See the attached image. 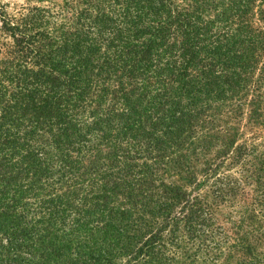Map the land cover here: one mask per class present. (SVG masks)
Wrapping results in <instances>:
<instances>
[{"label": "trees", "instance_id": "trees-1", "mask_svg": "<svg viewBox=\"0 0 264 264\" xmlns=\"http://www.w3.org/2000/svg\"><path fill=\"white\" fill-rule=\"evenodd\" d=\"M253 1L0 6V264L263 263Z\"/></svg>", "mask_w": 264, "mask_h": 264}, {"label": "rangeland", "instance_id": "rangeland-1", "mask_svg": "<svg viewBox=\"0 0 264 264\" xmlns=\"http://www.w3.org/2000/svg\"><path fill=\"white\" fill-rule=\"evenodd\" d=\"M63 0H0V6L3 8V10L8 14V15H14L17 11L22 10V8L24 7H29V6H51L54 5L55 9L60 8L63 9V7H61L60 5L62 4ZM260 1L261 0H254L252 3V10H250V15H252V20L255 24L257 25H264V16L257 14L256 12V8H257V4L260 5ZM63 12V10L61 11ZM63 14V13H62ZM259 17V18H258ZM60 17H58L59 19ZM4 40L3 38L0 37V43H2ZM0 49H1V55H3V50L0 44ZM180 149V147L178 148ZM167 174L164 177V181L166 182H170L173 184H177L178 186H180V180H178V175H176V172L178 171L176 169V167H171V169H167ZM209 182H207L206 184L200 185L198 187L191 185V183H188L189 187H186L185 190H187L190 194H195V192H198V194H200V196H204V195H208L207 193V186ZM229 207L224 204V205H220L218 206L217 209H215V217L217 218V222L223 224L224 227L228 228V225L225 222L224 219V214L226 212H228ZM46 247L47 244L45 243ZM118 262H123V260L118 259ZM219 262H226L227 264H234V259L232 258H228V259H222L219 258L218 260ZM176 262L179 263L180 262V256L176 258ZM217 263V262H216ZM264 264V260L263 263Z\"/></svg>", "mask_w": 264, "mask_h": 264}]
</instances>
